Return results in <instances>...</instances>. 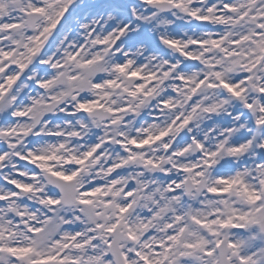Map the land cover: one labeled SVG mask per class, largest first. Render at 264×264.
<instances>
[{"label":"clouds","instance_id":"obj_1","mask_svg":"<svg viewBox=\"0 0 264 264\" xmlns=\"http://www.w3.org/2000/svg\"><path fill=\"white\" fill-rule=\"evenodd\" d=\"M232 6L0 0V264H124L121 252L143 264L136 251L154 259L180 229L182 244L216 252L213 264H264V51L232 43L264 33V0ZM221 181L235 182L224 193ZM258 209L260 223L215 225L219 236L196 222ZM172 260L202 264L182 246Z\"/></svg>","mask_w":264,"mask_h":264},{"label":"snow or ice","instance_id":"obj_2","mask_svg":"<svg viewBox=\"0 0 264 264\" xmlns=\"http://www.w3.org/2000/svg\"><path fill=\"white\" fill-rule=\"evenodd\" d=\"M223 7L225 9H227L228 12L230 13H234L237 11L236 8H234L232 6V0H223ZM215 10V9H213ZM42 11V10H41ZM229 19H232V17H229ZM241 19H243V17H241ZM220 23H227L228 21L224 20L223 18H220L219 20ZM55 25H53L54 27ZM262 28H264V25H261ZM264 33H250L249 35H245L242 37L241 40H234L233 43V47H237L239 46L241 43L243 42H251L252 44H255L257 46V48H259L261 51H264ZM37 41H39V37L36 38ZM5 57H8L10 54L9 53H4ZM234 91V89H233ZM82 107H84L82 105ZM147 143V141L145 142ZM40 159H43V157H40ZM78 164H82L83 161H77ZM54 175H59L61 176L65 181H71L73 180L72 176H63V174H54ZM222 183H226L228 186L226 188L223 189L224 193H227L230 191V189L233 186V183L235 182H229V181H221ZM25 192L31 191L30 188H24L23 189ZM213 192H216V189H212ZM103 193V189L101 188H97L94 191H90V192H84L82 193V195L84 196H91V197H97L100 196ZM107 195V194H104ZM116 195H119V193H117ZM249 199L252 201V203H256L258 197L253 193L250 194ZM49 203H52L53 205H55L57 202L56 201H49ZM81 204L83 205H91L93 204V201L91 200H82L80 201ZM104 203V207H110L111 205L109 203L106 202H102ZM122 213H127L129 211L128 208H122L120 210ZM101 213L99 211H97V215H100ZM259 214H260V210H256V216L255 218L252 216L251 213L245 214V215H240V214H235L233 216H230L226 221L224 220H213V221H208L207 219L205 220H197L196 222L199 223L201 225V227L207 229L210 231V234L213 236H219L220 233L218 231H216L215 229V225H219L220 228L223 229H231L233 231H242L248 224L250 223H260L259 220ZM236 221V222H234ZM119 226V218H118V223L116 225H114L113 227H109L107 229L108 233H113L116 230V227ZM97 227L102 228L103 225H98ZM145 227H147V225H145ZM170 228H174V226L170 225ZM83 234L80 232H77L75 235H72L70 237H68V239L70 241H76L77 239H79ZM130 239L132 240H136L137 237L134 234H130ZM182 239H183V229H180L178 231L173 230L169 233L168 237L165 240H162L160 242H158L156 244V251H154L152 253V256L154 257V259H150L148 255L146 254H142L140 251H136L135 252V256L138 257L141 261H143V264H174L173 260H172V253L174 251V249L178 248V247H184L187 249H192V250H200V254H201V260H202V264H213L212 258H214L216 256V252L209 248L207 243L204 241H198L196 244H188V243H184L182 244ZM92 243L91 239L85 240L83 243H79L76 244L75 246L77 248H85L88 246V244ZM65 247H69L71 246V244L69 245H64ZM225 246V242L224 240H218L216 242L215 247L216 248H222ZM229 248H233L235 249L237 247V245L235 244V242L229 241L228 245ZM106 248H112L113 247V242L111 240V238L109 237L107 239V243L105 245ZM144 247L149 248L152 247V245L150 244H145ZM26 252H30L32 251L31 249H27L24 250ZM188 253H181L180 255H187ZM120 255L122 256V259L124 261V264H128L129 262V256L127 255V253H123L121 252ZM59 259L60 264H64V261L62 258L59 257V254H57V256H50V257H45L43 259H41L40 261L37 262V264H56V261ZM96 264H100V257H96ZM73 264H76L75 261H73ZM241 264H248V260L243 259L241 261Z\"/></svg>","mask_w":264,"mask_h":264}]
</instances>
